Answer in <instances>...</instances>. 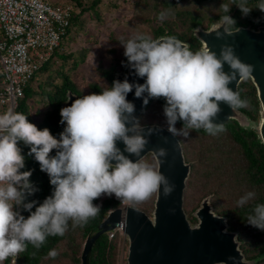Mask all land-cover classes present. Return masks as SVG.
Masks as SVG:
<instances>
[{
  "label": "clouds",
  "instance_id": "clouds-1",
  "mask_svg": "<svg viewBox=\"0 0 264 264\" xmlns=\"http://www.w3.org/2000/svg\"><path fill=\"white\" fill-rule=\"evenodd\" d=\"M232 4L236 3L220 5L224 15L219 29L223 31L215 32L217 38L240 31L228 15ZM236 6L244 16L253 9L247 6V0ZM256 8L264 12V3ZM166 16L164 11L159 18ZM121 44L127 66L136 76L145 78L144 83L114 80L100 93L76 98L60 109V123L65 126L59 139L47 127L39 129L27 115L13 108L0 114V264L10 258L11 264H16V257L26 251L28 244L39 249L48 236H63L70 220L73 227H84L100 213V205L93 201L102 195L114 194L120 201L134 205L147 201L161 188L165 197L173 192L175 185L159 166L141 159L148 137L159 127L145 128L134 115L135 105L126 98L133 89L144 105L149 98H163L168 132L185 138L193 129L203 128L212 136L224 132V124L214 122L221 112V102L232 110L248 105L229 84L237 75L247 79L253 65L242 62L231 45H222L217 56L209 48L193 52L174 36L155 39L142 33ZM178 121L182 122L179 129ZM20 141L29 147V155L34 156L53 185L52 194L35 211L31 210L36 201H28L27 197L37 189L30 181L31 170L21 171L25 157L18 146ZM118 141L124 144L123 152ZM54 149L56 154L52 156ZM124 152L138 159L133 161ZM155 153L162 164L166 149L158 148ZM255 195L247 192L237 206L243 207ZM21 208L30 214L23 216ZM246 221L264 230V204L255 205ZM57 255L55 249L48 253L50 258Z\"/></svg>",
  "mask_w": 264,
  "mask_h": 264
},
{
  "label": "rangeland",
  "instance_id": "rangeland-1",
  "mask_svg": "<svg viewBox=\"0 0 264 264\" xmlns=\"http://www.w3.org/2000/svg\"><path fill=\"white\" fill-rule=\"evenodd\" d=\"M92 1L79 0V4L76 1L73 2L74 6H77L73 7L72 5L74 10L77 11L83 7L85 9L78 15V23L73 25L68 40L62 44L57 54L52 56L49 71L40 74L42 78H45L48 74L54 83L59 82V75L55 70L61 69L82 90H86L87 84L94 81L105 87L107 83L99 75L101 67H105L110 61H113L114 54L121 53L124 50L121 43L131 38L132 35L142 33L153 37L154 30L159 26H164V29H166L165 26L173 25V30L184 32L185 40H182V42L188 44L189 33L192 35V29L195 25L203 29L209 28L211 24L217 21V19H210V16L223 11L220 7L222 3L230 4L229 1L225 0H167L168 3H164L166 0H97L94 5H91ZM247 6L250 7L248 4ZM164 11L167 12V16L161 20L159 15ZM184 11L194 15L192 25L187 20L188 16ZM188 26L191 28L186 29ZM163 36L168 37V35L159 34L155 39ZM111 48L115 49L114 54L110 51ZM60 55L66 57L62 58ZM81 55H83V60L79 61L75 68H72V61ZM99 64L101 67H98ZM115 73L123 74L124 72L121 73L117 70ZM246 87H248V90L250 89L246 84H243L241 89L244 90ZM27 103L38 110L37 114L31 116L33 123L40 121L47 108L41 97L34 95ZM246 115V121H243L240 125L242 128L256 133L258 110L254 117ZM139 120L141 125L159 124L167 128L163 107L158 99L152 98L150 104L140 114ZM176 127L179 129L182 126L177 123ZM175 137L180 142L184 161L189 164L182 207L191 223L195 222L192 213L204 197L208 199L214 213L224 216L220 215L221 210L234 208L240 197L247 192H254L255 196L260 192H264V186L250 185L246 179H241L242 173H234L238 165V147L227 131L212 136L196 132L193 129L190 130L187 138L183 136ZM141 159L155 164L152 155L149 153ZM154 195L147 201L129 205L150 216ZM105 197H114L119 202V199L113 194L111 196L102 195L93 203L100 205L101 200ZM125 204L128 203L125 202ZM225 218L227 229L237 233L236 240L239 243V249L241 250V244H246L247 248L256 250L258 243L255 242V239H252L250 235H243L237 230L229 229L227 217ZM107 239L112 242V247L107 251L108 264H126L128 241L122 229H114L111 236L108 232ZM84 240L85 238L78 234L72 236L71 244L79 248L77 254L81 253ZM68 244H70V241H68ZM63 248L64 245L60 246L59 250ZM241 252L245 259H252L247 256L248 253ZM253 259H256L253 264L259 261V257H253ZM46 264L72 263L68 258H62L61 256L59 259Z\"/></svg>",
  "mask_w": 264,
  "mask_h": 264
},
{
  "label": "water",
  "instance_id": "water-1",
  "mask_svg": "<svg viewBox=\"0 0 264 264\" xmlns=\"http://www.w3.org/2000/svg\"><path fill=\"white\" fill-rule=\"evenodd\" d=\"M232 13L233 11L228 15L231 16ZM219 23L220 18L207 29L195 25L192 36L199 43L198 51L209 48L219 56L222 45H231L234 54L242 62L253 65V72L248 78L254 87L259 113L255 134L259 142L264 145V24L258 25L255 30L250 29L249 26H237L239 32L224 34L221 39L215 35L217 30L223 31L222 28L219 29ZM224 70L229 71L227 64ZM124 79L130 83H144L145 78L136 76L135 71L127 66L123 74L113 75V81ZM240 80L237 75V79L233 80L229 87L238 92L237 85ZM144 95L146 96L147 93ZM126 98L134 103V115L139 118L145 107L142 99L134 96V89ZM74 100L75 95L67 90L65 99L59 104V111L63 107L70 106ZM220 107L221 112L214 122L225 123L231 119L242 127L240 124L246 121L245 112L239 109L232 110L223 102L220 103ZM143 126L145 128L158 126L159 131L148 137L149 142L141 152V156L151 154L160 172L175 185V188L167 197L163 195L162 188L155 193L150 216L129 204L110 210L97 225V230L84 240L80 264H87L86 256L95 239L101 233L113 230L117 226L122 227V232L128 241L126 264H253L256 259L244 258L236 240V231L227 229L226 218L212 211L207 198L204 197L193 211L195 222H190L182 207L189 164L184 161L180 142L168 132L167 128L159 124ZM117 146L123 152V142L118 141ZM158 148L167 151V156L162 158V164L159 163L160 158L155 153ZM124 155L133 161L138 159L126 152Z\"/></svg>",
  "mask_w": 264,
  "mask_h": 264
},
{
  "label": "trees",
  "instance_id": "trees-1",
  "mask_svg": "<svg viewBox=\"0 0 264 264\" xmlns=\"http://www.w3.org/2000/svg\"><path fill=\"white\" fill-rule=\"evenodd\" d=\"M52 4H69L74 6V1L79 4V0H47ZM97 0H93L91 5H94ZM231 3H242L243 0H225ZM164 3H168V1H164ZM264 3V0H247V4L250 5L253 9L247 16H240L242 13L240 9L236 6V4H232L230 6V11H233L231 17L234 18L236 22V27L239 25H247L249 24L251 27L255 25L264 23V12L260 11L256 8L259 4ZM76 5V4H75ZM84 7L79 10H74L73 16L71 17L68 26L65 30L64 35L61 38L58 46L55 47L49 56L43 61V63L38 67V69L34 72V75L31 77L29 82L22 90L21 96L17 100V104L15 107V111L19 113H23L27 115V119L33 123L31 116L38 113V110L34 108L32 105L28 104L27 101L31 99L34 95H39L43 104L45 105L46 110L43 113V116L40 121L33 123L39 129H43L47 127L51 134L59 139V134L64 129V124L60 123V111L59 104L61 101L65 99V93L69 90L71 93L75 95V99L87 95L90 93H100L104 88L110 87L113 82V75L115 71H120L121 73L125 72L127 67V58L124 56V50L118 54L115 53V49H110V51L114 54L112 59L105 67H101L99 64L98 67H101V71L99 72L100 76H102L107 85L103 87L99 85L97 82H90L86 86V90H82L75 85L73 80L69 77L67 73L62 71L61 69H56L55 71L59 75V82H53L47 74L45 78H42L40 74H43L45 71H49V64L52 61V56L57 54L58 50L62 46L64 42L68 40V36H70L71 29L73 25L77 22L78 15L84 11ZM229 11V12H230ZM187 14V20L190 21V25H192V20L194 15L188 11H184ZM224 15L223 11L219 13H215L213 16H210V19H218ZM165 23V22H164ZM158 27L154 30L155 38L159 34H165L168 36H174L178 40H185L184 32H177L174 29L173 25ZM188 26L186 29H188ZM191 28V27H190ZM165 30V31H164ZM189 32V31H188ZM117 42V40H116ZM188 46L191 51H198V41L192 37L191 33H189ZM59 55V54H58ZM60 57L65 58L66 56L60 55ZM83 60V55L78 56L77 59L72 61V68H75L79 61ZM40 76V77H39ZM249 82V81H248ZM243 85V83H240ZM246 87L242 90V85L237 87V90L240 94L241 99L247 100V107L239 108V110L245 112L251 117H254L257 112V102L254 97V88L250 83H245ZM152 98L148 101L147 105H145L144 109L150 104ZM159 103L162 107L165 104L163 98H158ZM143 109V110H144ZM4 112V109L0 107V114ZM142 113V112H141ZM140 117V116H139ZM182 126V122H177ZM224 124L225 131L229 133L232 141L237 145L238 150L237 154V167L234 173H242L241 179L247 180L250 185L264 186V145L259 142L256 138L255 133L251 130H246L238 125V123L234 120H227ZM196 132H200L203 134H208L203 128L194 129ZM18 146L22 150V155L25 157V167L21 169V171L31 170L30 181L37 189L32 195L27 197L28 201H36V205L33 206L31 211H35V207L38 206L39 203H42L43 200L52 194L53 185L49 182V176L47 173L40 170L39 163L34 159V156L29 155V147L25 145L22 141L18 142ZM56 154V150H52L50 155L54 156ZM95 201V200H94ZM93 201V202H94ZM215 204V203H214ZM213 204V205H214ZM257 204H264V192H260L254 199L250 200L243 207H238L237 205L234 208H225L221 210L220 215H224L227 217V224L229 225V229L237 230L239 233H243V235H250V237L255 239V242L258 243L257 249L254 250L247 248L246 244H241L240 248L243 253H248L249 258L259 257L258 263H264V236L263 230H260L256 227L251 226L247 223L246 217L250 213H252L253 208ZM119 207V202L113 197L108 198L105 197L100 202V213L95 217L89 219L88 223L84 227H73V222L70 220L68 222V228L63 236H48L45 242L40 246L39 249L35 248L33 245L28 244L26 247V251L21 253L16 257V264H46L47 262L54 261L62 258H68L72 264H80V254H77L76 246H73L72 236L74 234H78L85 239L91 236L96 230L97 225L101 222V220L106 216V214L115 208ZM21 214L27 217L30 213L23 208L19 209ZM193 220V218H191ZM108 231L101 233L95 241L92 243L87 256L86 263L87 264H108L107 251L112 247V242L110 239H107ZM248 239V238H247ZM70 241V244H68ZM64 245L62 250L60 246ZM57 250L59 255L55 258H50L48 253L50 250ZM4 264H11V258L9 260H5Z\"/></svg>",
  "mask_w": 264,
  "mask_h": 264
},
{
  "label": "built area",
  "instance_id": "built-area-1",
  "mask_svg": "<svg viewBox=\"0 0 264 264\" xmlns=\"http://www.w3.org/2000/svg\"><path fill=\"white\" fill-rule=\"evenodd\" d=\"M73 12L69 4L47 0H0V107L4 112L15 109L23 88L61 41Z\"/></svg>",
  "mask_w": 264,
  "mask_h": 264
},
{
  "label": "flooded vegetation",
  "instance_id": "flooded-vegetation-1",
  "mask_svg": "<svg viewBox=\"0 0 264 264\" xmlns=\"http://www.w3.org/2000/svg\"><path fill=\"white\" fill-rule=\"evenodd\" d=\"M262 24H264V23H262ZM258 25H261V24H258ZM258 25H255L254 27H251L249 24H247V25H239V26H249L250 29L255 30L256 27H257ZM198 48H199V45H198ZM242 81H243V84H245V83H247V84L250 83V84H251L249 78H247V79H244V80H240V82L238 83L237 87H238L239 85H242V84H240V83H242ZM248 81H249V82H248ZM251 86L253 87L252 84H251ZM253 88H254V87H253Z\"/></svg>",
  "mask_w": 264,
  "mask_h": 264
}]
</instances>
